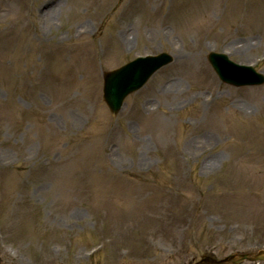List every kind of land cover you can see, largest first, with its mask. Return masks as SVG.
Listing matches in <instances>:
<instances>
[{"label": "rangeland", "instance_id": "374dc122", "mask_svg": "<svg viewBox=\"0 0 264 264\" xmlns=\"http://www.w3.org/2000/svg\"><path fill=\"white\" fill-rule=\"evenodd\" d=\"M42 1L0 20V264L264 248V85H226L206 58L264 73V0H59L49 21ZM160 52L174 61L112 115L102 73Z\"/></svg>", "mask_w": 264, "mask_h": 264}, {"label": "water", "instance_id": "95a60500", "mask_svg": "<svg viewBox=\"0 0 264 264\" xmlns=\"http://www.w3.org/2000/svg\"><path fill=\"white\" fill-rule=\"evenodd\" d=\"M165 55H162V57H157L152 59L153 62L147 63V61H142L141 63L129 65L125 67L122 71L113 73L109 75L107 79V86L108 89L110 88V92L112 99V102L114 103L113 106L115 110H118V107L121 104V100L123 95H120V85L123 82L126 81H132L130 84V88L133 86H136V84L140 83L141 80L146 78L148 74L150 75L154 69H151L152 67H158L165 63V59L163 58ZM167 60V59H166ZM143 79V80H144ZM142 80V81H143ZM264 258V256H261Z\"/></svg>", "mask_w": 264, "mask_h": 264}, {"label": "bare ground", "instance_id": "6f19581e", "mask_svg": "<svg viewBox=\"0 0 264 264\" xmlns=\"http://www.w3.org/2000/svg\"><path fill=\"white\" fill-rule=\"evenodd\" d=\"M18 0H14V2L17 4ZM96 0H92V3H94ZM126 2V0H124ZM127 3V2H126ZM8 5L7 0H0V20L5 16L3 8ZM125 5V3H124ZM63 8V1H57V0H43L42 3L40 4V9H37V12L39 13L38 15L40 18L42 17L45 21H49L51 17L54 16V13L56 11H60ZM42 12V13H41ZM41 13V14H40ZM83 28V26H82ZM86 31V30H84ZM79 32H82L81 30ZM123 36L122 37V49H126L129 44V39L128 36L126 35L127 31H123ZM112 50V48H111ZM116 51V50H115ZM112 51V52H115Z\"/></svg>", "mask_w": 264, "mask_h": 264}]
</instances>
